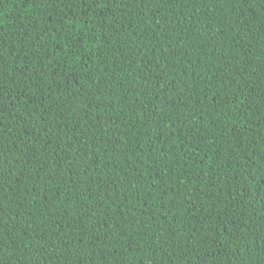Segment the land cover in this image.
Returning <instances> with one entry per match:
<instances>
[{"label":"trees","instance_id":"1","mask_svg":"<svg viewBox=\"0 0 264 264\" xmlns=\"http://www.w3.org/2000/svg\"><path fill=\"white\" fill-rule=\"evenodd\" d=\"M0 264H264V0H0Z\"/></svg>","mask_w":264,"mask_h":264}]
</instances>
